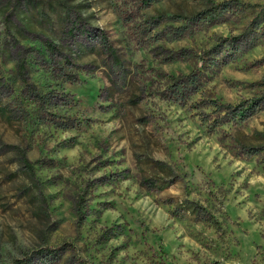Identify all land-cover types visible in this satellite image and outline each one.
<instances>
[{
    "label": "rangeland",
    "instance_id": "obj_1",
    "mask_svg": "<svg viewBox=\"0 0 264 264\" xmlns=\"http://www.w3.org/2000/svg\"><path fill=\"white\" fill-rule=\"evenodd\" d=\"M227 1L0 0V264H264V111L211 133L200 108L264 96V0L212 25ZM245 32L174 101L177 54Z\"/></svg>",
    "mask_w": 264,
    "mask_h": 264
},
{
    "label": "trees",
    "instance_id": "obj_2",
    "mask_svg": "<svg viewBox=\"0 0 264 264\" xmlns=\"http://www.w3.org/2000/svg\"><path fill=\"white\" fill-rule=\"evenodd\" d=\"M149 2H154L155 0H148ZM241 4L238 0H231L223 3L216 4L212 8H210L209 12L211 14V19H214L212 25L220 24V23H228L231 21L232 16H236L241 13ZM264 9V8H263ZM262 9V10H263ZM243 11V10H242ZM264 11V10H263ZM209 14V15H210ZM264 17V16H262ZM262 20V19H261ZM264 23V19H263ZM255 30H253L254 32ZM263 35H264V26H263ZM231 41L232 52L226 57H215L212 60L206 59V57L211 56L213 50L208 51L203 54H193L192 51L182 50L178 57H184L185 60H193L196 61L197 67L193 70V72L187 76L182 77H171V92L173 96H175V102H180L186 104V101L189 97H193L196 95H202L204 97V90L207 86V79L209 76L215 75L219 72L224 66L228 65L230 59L234 58V54L238 55V51H244V48H240V45L255 43L254 38L251 37L250 32H245V34L241 36H235L230 40H224V42ZM236 42V43H235ZM238 42V43H237ZM104 50L107 51L109 56L116 57L114 49L109 45L108 39L106 36H102V41ZM251 43V44H252ZM47 46L50 50L54 49V46L47 42ZM250 45V44H249ZM248 45V46H249ZM255 46V44L253 45ZM247 47V46H246ZM182 55V56H180ZM199 63L201 66L198 67ZM17 68L19 70V74L22 77L24 82L26 80V67L24 62L21 61L17 63ZM211 69V70H210ZM214 73H213V72ZM211 78V77H210ZM213 78V77H212ZM201 109L203 110L202 115H204L203 122L208 124V129L211 133L216 130L225 132V127L229 126L231 128L239 127L243 122L252 118L256 112L264 111V96L257 100H247L245 102L240 103L237 106L223 103L222 101L214 98H202L201 100ZM206 109H211L209 114L206 113ZM214 115V116H213ZM243 149L245 150V155H257L260 151H262V147H254L243 144ZM22 163L24 168L27 171H33V164L30 159L24 155L22 158ZM27 260H17L14 264H27Z\"/></svg>",
    "mask_w": 264,
    "mask_h": 264
}]
</instances>
